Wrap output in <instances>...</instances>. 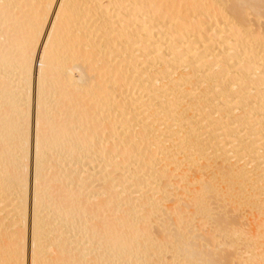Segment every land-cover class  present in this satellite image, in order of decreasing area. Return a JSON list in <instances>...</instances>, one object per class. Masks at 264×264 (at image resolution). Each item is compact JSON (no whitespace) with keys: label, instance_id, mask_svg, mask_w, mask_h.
Masks as SVG:
<instances>
[{"label":"bare ground","instance_id":"1","mask_svg":"<svg viewBox=\"0 0 264 264\" xmlns=\"http://www.w3.org/2000/svg\"><path fill=\"white\" fill-rule=\"evenodd\" d=\"M234 259L264 264V0H0V264Z\"/></svg>","mask_w":264,"mask_h":264},{"label":"rangeland","instance_id":"2","mask_svg":"<svg viewBox=\"0 0 264 264\" xmlns=\"http://www.w3.org/2000/svg\"><path fill=\"white\" fill-rule=\"evenodd\" d=\"M30 166H31V164H30ZM31 167H32V166H31ZM197 219L200 220V217L195 218L194 221L197 220ZM199 220H197V221H199ZM200 221L202 222L203 219L200 220ZM200 221L198 222V224H199V223L201 224ZM205 221H206V220H205ZM208 221H209V220H208ZM203 222H204V221H203ZM203 222H202V224L205 226V227L203 226L204 229H205L207 225H205V224H204L205 222H204V223H203ZM209 222H210V221H209ZM209 222H208V223H209ZM194 223H196V221H195ZM206 223H207V221H206ZM209 225L211 226V223H210ZM210 226H209V229H210ZM207 229H208V227H207ZM217 234H219V232H217ZM220 234L223 235L224 233H221V232H220ZM234 237H236V236H234ZM240 237H241V236L238 235V239H239ZM231 239H232L231 241H232V242L234 241V243H237V242L240 241V244L237 243V244H235V245H241V242H242L241 239L238 240L237 237H236L235 240H234L233 236L231 237ZM216 241H217V242H216V245H217V247H218V248H217V249H218V252H223V250H224V251L226 250L225 253H227V251H228V252H230L231 256H233V258H234V257L236 258L235 255H237V249L234 248V247H232V248H231L232 251H229L230 249L228 250V248L225 247V243H223L224 241H226V238L223 239V242H222V241L220 242V239H218V240H216ZM218 242H219V244L222 243L223 245H222V246L220 245L221 247H219V246H218V245H219ZM214 243H215V242H214ZM234 243H233V244H234ZM235 245H234V246H235ZM222 247H223V248H222ZM224 247H225V248H224ZM222 249H223V250H222ZM220 250H222V251H220ZM234 250H235V251H234ZM215 251H216V250H215ZM215 251H213V252H215ZM234 252H236V254H235ZM216 253H217V251H216ZM168 254H169V253H168ZM228 254H229V253H227V255H228ZM230 254H229V256H230ZM233 254H234V255H233ZM166 256H168V255H166ZM231 256H230V259L232 258ZM168 257H169V256H168ZM233 258H232V259H233ZM234 260H235V259H234ZM228 262H229V260H226V264H229V263H231V262H232V264H241L240 261H238V263H237V260H235L236 263H234L233 260H231L229 263H228ZM242 264H243V263H242Z\"/></svg>","mask_w":264,"mask_h":264}]
</instances>
